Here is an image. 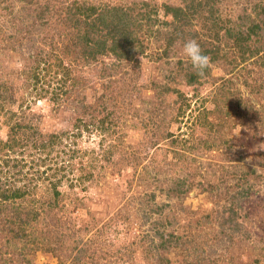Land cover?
<instances>
[{
  "label": "rangeland",
  "instance_id": "1",
  "mask_svg": "<svg viewBox=\"0 0 264 264\" xmlns=\"http://www.w3.org/2000/svg\"><path fill=\"white\" fill-rule=\"evenodd\" d=\"M75 1L81 0H0V41L7 43H3L6 48L0 47V178L14 181L25 174L19 184L30 187L25 196L27 205L35 198L42 202L54 198L49 191L51 178L62 179L55 210L43 209L41 216L42 211L27 225L31 238L10 244L7 241L13 234L1 232L0 264H255L258 257L259 264H264L262 60L249 59L232 71V64L219 57L203 75H197L182 48L192 38L186 35L212 23L209 13L195 16L192 31L188 28L183 39L175 38L164 57L166 40L159 32L173 28L166 21L174 23L173 15L165 14V6L182 5L186 0H86L124 7L129 18L141 26L137 33L147 48L144 54L136 55V62L118 61L111 54L85 58L84 48L77 42L78 28L66 16ZM247 2L248 7L256 4L258 11L263 9L264 0ZM47 3L52 10H43ZM243 5V1L232 2L223 17L238 21ZM251 9H247L250 19L255 18ZM40 13L44 17L34 23ZM26 26L32 33L17 44L13 34ZM192 74L198 80L191 81ZM215 90L227 94L216 97ZM234 93L241 95L243 102H232L233 111L252 115L253 123L246 116L219 112V102L227 98L223 105L230 103ZM199 109H209L208 117V111L202 115ZM26 114L31 119L25 120ZM20 120L34 123L44 140L63 130L75 135H65L62 143L40 151L23 146L31 133L20 132L14 137L19 144L15 149L23 146L24 153L6 164L2 156L13 150L5 141L11 125ZM167 131L177 133V142L165 140ZM74 139L85 154L70 164L64 145ZM224 145L229 151L236 150V162L225 157ZM111 150L115 151V163L104 157ZM124 151L136 153L133 162L123 159ZM41 155L48 156L45 163ZM193 157H197L196 163L213 164L214 186L218 187L223 177L226 182L220 187L230 193L240 191L245 183L252 185L253 190L242 197L238 207V230L234 231V222L225 220L230 215L229 196L217 187V193L209 195L201 190L202 185H196L181 201L160 193L159 181L142 176L154 173L148 167L153 163L175 172L177 165L179 171L180 164ZM61 160L65 161L59 169ZM90 172L93 175H88ZM197 180L203 182L201 177ZM152 192L156 197L148 203L167 206L163 218L152 213L145 220L147 200L140 204L138 199H146ZM75 203L80 205L78 209ZM33 204L37 209L42 206ZM166 217L175 222L165 225V235L175 230L179 238L165 249L148 246L151 251L146 252L148 243L142 236L148 233V238H153L152 221H165ZM156 254L162 256V262L155 261Z\"/></svg>",
  "mask_w": 264,
  "mask_h": 264
},
{
  "label": "trees",
  "instance_id": "2",
  "mask_svg": "<svg viewBox=\"0 0 264 264\" xmlns=\"http://www.w3.org/2000/svg\"><path fill=\"white\" fill-rule=\"evenodd\" d=\"M188 1V2H187ZM240 2L243 1V14L240 15V18L238 21H233L231 16L228 18L223 17V13H227L229 9V4L232 2ZM247 1L249 0H186L184 4L182 5H166L165 6V14H171L174 17V23H169L166 21V24H171L173 28L167 30V29H161L159 34V37H162V35L165 37L166 44L164 47L165 56H167L169 53L170 47L173 45V40L182 38L183 35L187 34L186 30L189 28V30L192 31V19L196 16L203 15L205 16L206 13L208 14V19L212 20V23H208L207 28H202L201 31H192L188 35L189 37H192L191 39H196L197 42L200 44L203 52L207 54L211 61H216L219 57H223L226 59L227 62L232 64L231 70L234 71L237 67H240L241 62L247 61L249 59H254L255 62H259L261 65H264V6L261 11H258L256 9V4L252 7L247 6ZM253 1V0H250ZM252 8L255 12V18H247V9ZM49 9L52 10L53 7L50 6V3H47L46 6H44L43 10ZM124 7H117L115 5H96L95 3H90L86 0H81L80 2H73L66 10V16L69 17L70 20L75 23L76 27L78 28L77 33V42L82 45L81 48H84V56L85 58H98L101 54L108 55L111 54L118 61L127 60V61H138L136 55L144 54L146 51V44L144 43V40L137 32L140 30L141 26L135 21V19L129 18V12H127ZM251 9V10H252ZM246 10V12H245ZM12 15V13H11ZM259 15V16H258ZM18 19V16L15 15ZM12 17V16H11ZM43 13H40L34 18V23H37L38 19L43 18ZM14 19V18H13ZM234 22L235 25L231 26L228 25V23ZM174 24V25H173ZM139 29V30H138ZM225 30L224 33L221 34V31ZM193 32H196L193 34ZM32 33L31 28L29 26H26L25 28H19L14 32V37L17 39V44H21L20 42L23 41L25 36H29ZM184 33V34H183ZM208 33V34H207ZM207 34V36H205ZM210 34H212L210 36ZM205 37V38H204ZM208 37H212V40ZM223 38V39H222ZM183 39V38H182ZM232 40L231 43L229 41ZM3 43H6V41H3ZM2 41H0V47L1 49L6 48L3 45ZM7 44V43H6ZM35 44V43H34ZM223 44V45H222ZM34 48V45L31 47ZM37 48V47H36ZM6 50V49H5ZM33 53V51L31 52ZM43 77V76H42ZM36 78L39 79V74L36 75ZM189 79L198 80L195 74L190 75ZM227 82H231V79H226ZM39 82V81H38ZM226 89L229 94H231V89L229 87ZM222 97V94H227L226 91H217L215 90L213 95ZM232 95V94H231ZM216 96V97H217ZM215 98V97H214ZM229 101V99H224V101L219 102L218 109L219 112H223L224 115L232 116V114L236 115H244L241 111H233L231 105L232 102L237 101V103H242L243 99L241 95L233 94V100L230 101V103H226V105H223L224 102ZM218 102V100L216 101ZM82 104V103H80ZM245 104V103H244ZM247 105V104H245ZM231 107V109H230ZM235 108V107H234ZM247 108L250 109V107L247 105ZM1 109V107H0ZM208 111V112H207ZM207 112V113H206ZM249 112V111H246ZM199 113L202 115L207 114L206 117H208L209 109H199ZM27 118L25 120L31 119L26 114ZM251 120L253 123L255 121L254 117L249 114L246 116ZM23 120H20L18 122H15L11 125L12 132L8 136V140L5 141V145L9 147V149L13 150V153H10L7 151L6 157H4L3 161L6 164H10L11 161H13V158H15L17 161V155L24 153L23 146L27 147L28 149H36L43 151L49 147L52 146V148L55 146V144L62 143L61 141L64 139L65 135L67 136H73L75 135V132L69 133L68 130H63L62 133H52L49 135L48 140L41 139L43 136L40 135L38 129L36 126H34V123L32 122H26L23 123ZM204 123V120L201 121ZM160 130H162L160 128ZM23 132H29L31 133V139H27L26 142H23V146L19 147V149H15V146H19L17 142V139L14 138L16 134ZM77 135V133H76ZM165 140H168L171 138L172 142H177V133L173 131H167L165 133ZM255 136V135H254ZM70 143L66 142L65 147L68 149L69 155V161L68 163L71 164V160H73L75 157H83L85 152L82 150V147H78V143H76L75 139L72 141H69ZM155 141L152 142L154 144ZM31 147V148H30ZM115 147V146H112ZM225 149V150H224ZM65 150V148H63ZM146 148H144V151ZM222 150H224V155L226 158H229L231 161H237L238 155L236 154V150H228V145H224L222 147ZM138 151H142L141 148H138ZM67 153V152H66ZM104 153L105 160L107 162H113L115 163V160L113 158L115 151L111 150ZM136 155V153H125L123 155V159L125 160H131L133 162V155ZM181 149L177 151V158L178 162H180V156H181ZM79 155V156H78ZM137 156V155H136ZM145 156H148L146 154ZM195 156V153L194 155ZM40 158V157H39ZM197 157H193L192 159L188 160L184 164H180V168L178 171V166L176 168L175 172H170L173 170V168H164L160 167L158 165L151 164L148 167L150 168V172L155 170L153 174L147 175L146 173H143L142 176H148L149 179H154L156 181H159L161 184L159 186L160 193L166 194L168 196L176 197L178 200H186L188 198L190 192L193 190L194 186L196 185H202L203 187L201 190L206 191L209 195H214L217 192H214L215 188L217 186H214V171L210 170V168L213 169V164L210 162H198L196 163ZM43 159V163H45L48 159V156L41 155V158ZM65 161V160H64ZM64 161L61 160L58 162L60 165H58V168L61 169V167L64 165ZM182 162V161H181ZM138 163V162H137ZM231 164H237V163H231ZM86 165V164H85ZM237 167V165H234ZM147 167V168H148ZM88 168V166H87ZM164 168V169H162ZM148 172V170H147ZM18 173L22 174V171H19ZM16 173V175L18 174ZM249 174V172H247ZM254 173V172H253ZM22 176L15 177L14 181L10 180L9 178L1 179L0 178V237L1 232L4 231L11 232L12 238H10L7 242L11 244V241H17L19 239H29L31 238V233L28 230L27 225L33 221L34 219H37V215L39 212L43 211H51L55 210L57 203H59V196L61 195V190L58 189L60 177L57 178L55 181L51 178L52 182L50 181V189L49 191L53 192L54 198H45L47 199L45 202H42L40 199H32L30 205H27L25 201V196L29 192V188L26 183L19 184L20 182H23L25 174H22ZM88 175H93L92 172L88 173ZM246 174H244L245 176ZM54 176V173H53ZM198 177H201L203 179V182L201 183L200 180H197ZM48 178V177H47ZM224 178V177H223ZM222 178L221 184L226 182ZM59 179V181H58ZM249 179V177H248ZM17 183H16V182ZM169 181V182H168ZM224 181V182H223ZM168 182V183H166ZM221 184L216 188L220 193H225L226 197L229 196L228 200L230 202L229 208H230V215H228L225 220L234 222V231L239 229L240 223L236 220L238 215V207L241 205L242 197L244 195H249L250 192L253 190L252 185H249L248 183L243 184L244 188L243 192L240 191H232L230 193L227 190H223L220 186ZM54 190V191H53ZM156 197L155 192H152L151 194H148V198L143 199L139 196V203H143V201L147 200V204L149 209H146L143 216L145 217V220L149 219L152 213L158 214L160 218H163L162 212L163 208H165L167 205L166 203L162 206H158L153 202V205L148 203V201H153ZM221 197L216 195V200H219ZM23 199V200H20ZM33 201L37 202L40 206L38 209L33 204ZM46 203V204H45ZM80 203V202H78ZM78 203H75V208L78 209L80 205ZM146 204V205H147ZM146 207L144 206L143 209ZM43 211L40 213H43ZM57 212V210H56ZM155 219L152 221V225L154 228V235L153 238H148L149 234H144L143 240H145L148 245L146 248V252H150L149 249L151 246L152 248L155 246L156 248L162 247L165 249V247L169 246L171 240L175 239V237L178 239L179 235L175 230L170 231L169 235H165V225L170 222H175L173 217H166V220L164 219ZM173 220V221H172ZM164 222V223H163ZM168 228V227H167ZM177 227H174L176 229ZM143 234V233H142ZM0 243H3V240H0ZM1 245V244H0ZM149 246V248H148ZM155 261L162 262V256L156 254ZM24 257H27V254L24 255ZM259 257L256 258L255 264H259Z\"/></svg>",
  "mask_w": 264,
  "mask_h": 264
},
{
  "label": "clouds",
  "instance_id": "3",
  "mask_svg": "<svg viewBox=\"0 0 264 264\" xmlns=\"http://www.w3.org/2000/svg\"><path fill=\"white\" fill-rule=\"evenodd\" d=\"M183 54L189 59L197 75H203L209 67L211 59L205 54L196 39H188L183 43Z\"/></svg>",
  "mask_w": 264,
  "mask_h": 264
}]
</instances>
